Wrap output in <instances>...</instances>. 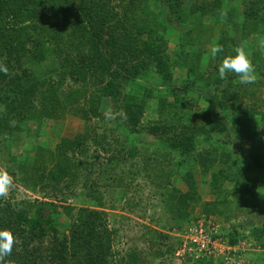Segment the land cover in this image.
Wrapping results in <instances>:
<instances>
[{"label": "trees", "instance_id": "16d2710c", "mask_svg": "<svg viewBox=\"0 0 264 264\" xmlns=\"http://www.w3.org/2000/svg\"><path fill=\"white\" fill-rule=\"evenodd\" d=\"M183 1L0 0V63L9 69L8 74L0 73V105L9 111L22 112L35 107L39 97L44 112L51 109L63 114L69 107L81 106L83 118L91 120L100 117L111 103L112 109L120 107L128 125L136 128L152 100L160 118L163 114L175 117L181 107L180 93L185 96L193 93L200 82L204 92L216 96L214 103H207L205 116L213 115L212 110L225 116V126L220 120L212 122L215 132L227 130L240 139H247L261 125L264 112L243 106L242 92L251 84H241L235 74L220 79L218 65L226 55L233 54L235 47L243 45L254 65L256 79L264 70V0L251 6L252 10L246 12L247 18L238 27L223 17L210 19L214 23L222 21L215 39L212 32H204L205 44L212 41L214 46L223 47V52L215 55L205 54L203 38L195 34L201 26L206 27V20L188 26L189 18L181 14ZM149 9L155 19L153 24L140 18ZM158 28L165 32L173 29L180 52L172 55L168 39L159 35ZM240 38H252V44L244 45ZM258 39L261 43L256 42ZM256 44L260 45L256 47ZM53 54L61 67L57 78L37 80L21 88L22 81L30 77L26 64ZM212 59L216 63L211 67L207 61ZM152 69L157 83L139 84V76ZM178 69L183 72V81L179 87L169 88ZM67 79L75 88H64ZM128 83L135 85L130 91L126 90ZM196 97L207 96L199 92ZM203 127L201 131L184 128L178 133L168 118L150 126V133L154 136L176 133L173 142H169L172 149L180 147L191 154L201 147L209 149L203 160L199 156L198 161L204 173L210 172L208 185L216 196L207 203L213 207L211 213L224 214L218 210L219 205L231 213L230 217L239 211L255 213L264 205V194L258 192L256 184L253 186L249 173L264 169L263 159L250 152L244 158L239 154L242 149L235 148L231 153L227 146L230 141L220 143L214 135L205 134L206 127ZM63 143V148H75L82 140L63 139ZM234 152L238 154L232 157ZM220 161L229 166V173L217 166ZM68 174L66 163L59 161L50 172V179L60 182ZM185 180L188 191L179 193L175 189L174 196L186 207L187 201L196 198L198 193L193 170L186 172ZM30 204L36 207L35 214L30 215V210L24 207L13 208L0 198V231H10L15 239L12 254L5 257L4 264H115L112 252L115 232L107 226L104 212L80 208L65 222L69 234H61L54 216H46L42 206ZM44 204L48 203L41 205ZM220 236L232 245L256 241L260 251L249 248L246 254H261L260 261L264 264V225H252L251 232H246L244 226L232 225L222 230ZM137 260L136 254H130L128 262H122L137 264ZM197 263L213 261L202 259Z\"/></svg>", "mask_w": 264, "mask_h": 264}, {"label": "rangeland", "instance_id": "374dc122", "mask_svg": "<svg viewBox=\"0 0 264 264\" xmlns=\"http://www.w3.org/2000/svg\"><path fill=\"white\" fill-rule=\"evenodd\" d=\"M257 1L260 0H184L180 9L182 17L189 18L190 27L206 20V27L202 29L201 26L195 34H201L205 54L212 55L214 43L211 41L205 44L207 36L204 32H212L215 39L222 21L214 23L210 19L223 17L238 27L247 18L246 12L252 10L251 6ZM150 9L149 12H143L140 18L153 24L155 19ZM158 30L160 36L168 39L172 55L181 51L173 29L166 32L162 28ZM251 41L252 38H240L244 45H251ZM256 42L261 43V40ZM207 62L211 63V67L216 63L213 59ZM26 66L30 77L22 81L21 88L37 80L57 78L61 68L55 54L41 61H29ZM153 72L152 69L144 76H139L138 83H157ZM183 78V72L176 70L173 82L168 87H179ZM72 86L75 88L73 82L67 79L64 88L70 90ZM134 86V83H128L126 90L130 91ZM200 86L199 82L197 89L187 96L180 93L178 98L181 107L175 117L163 114L160 118L155 100L150 101L136 128L128 125L120 107L112 109L111 103L103 109L100 117L91 120L83 118L81 106L69 107L63 114L51 109L44 112L39 97L36 98L35 107L22 112L9 111L0 105V170L6 171L13 178L9 193L3 198L4 203H11V207L16 209L24 207L30 210V215L36 213V207L30 203L42 206L46 216L56 218L61 234H69L65 222L74 217L80 208L104 212L107 226L115 232L112 245L115 264H127L122 260L128 262L130 254L137 255V264H199L197 260L176 255L181 228L199 215L217 220L222 230L236 225L244 226L246 232H251L252 225H264V205L255 213L239 211L235 217H230L231 213L225 211L223 205H219L218 210L224 214L211 213L213 207L207 203L214 201L216 196L208 185L210 172L204 173L198 161L199 156L203 160L207 155V147H201L191 154L180 147L172 149L169 145L176 133H159L156 136L150 133V126L168 118L178 128V133L184 128L201 131L205 125V134L214 135V139L220 143L230 141L227 146L232 150L231 153L242 149L243 152L239 154L244 158L247 152L258 154L264 166V120L247 139H240L227 130L220 132V135L215 132L212 122L220 120L225 126V116L215 110H212L213 115L205 116L207 103H214L216 96L208 95ZM199 92L207 97L197 99ZM263 94L264 70L242 92L243 106L264 112ZM76 138L82 140L80 145L63 148V139ZM64 152L66 154L62 156ZM221 152L222 149L219 150ZM212 154L216 156L215 152ZM59 161L66 163L69 174L60 182H55L50 179V172L55 170ZM218 163L217 166L223 168L224 173L230 172L225 162ZM188 170L194 172L198 193L194 196L196 198L187 201L185 207L177 201L174 190L178 189L179 193L188 191L185 180ZM42 176L46 179L43 180ZM249 176L253 186L256 184L258 192L264 194V169H253ZM45 202L48 204L41 205ZM53 210L61 214H55ZM249 242L251 245L247 247L248 250L260 251L256 241ZM249 251L241 253L245 259L244 264H261V254H246ZM212 259L208 260L213 261L209 264H225L223 256Z\"/></svg>", "mask_w": 264, "mask_h": 264}, {"label": "built area", "instance_id": "2783aa9c", "mask_svg": "<svg viewBox=\"0 0 264 264\" xmlns=\"http://www.w3.org/2000/svg\"><path fill=\"white\" fill-rule=\"evenodd\" d=\"M207 217L199 215L181 228L176 255L194 261L223 256L225 264H244L245 259L241 252L247 250L251 243L241 241L237 245L230 244L220 236L222 225L217 220Z\"/></svg>", "mask_w": 264, "mask_h": 264}, {"label": "clouds", "instance_id": "9594fccd", "mask_svg": "<svg viewBox=\"0 0 264 264\" xmlns=\"http://www.w3.org/2000/svg\"><path fill=\"white\" fill-rule=\"evenodd\" d=\"M212 53L223 52L222 46H214ZM9 69L0 63V73L8 74ZM234 73L239 77L241 84H251L256 80L254 65L243 45L233 49V54L226 55L218 65L220 79H225L228 74ZM13 184V178L4 170H0V198L7 197ZM15 239L10 231H0V264H4L5 257L12 254Z\"/></svg>", "mask_w": 264, "mask_h": 264}]
</instances>
